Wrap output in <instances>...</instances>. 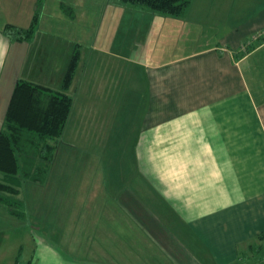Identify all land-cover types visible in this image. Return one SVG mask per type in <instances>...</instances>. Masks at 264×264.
<instances>
[{
  "label": "crops",
  "instance_id": "obj_1",
  "mask_svg": "<svg viewBox=\"0 0 264 264\" xmlns=\"http://www.w3.org/2000/svg\"><path fill=\"white\" fill-rule=\"evenodd\" d=\"M39 3L0 0V131L16 82L60 89L79 50L62 143L67 134L70 145L100 146L101 165L95 185L87 167L76 189L37 184L39 209H59L73 193L76 208L93 210L58 239L10 219L0 227V264H261L264 0H192L184 18L100 0L64 1L70 15L59 0ZM40 7L60 23L42 25ZM36 12L31 38L4 33L7 24L28 28ZM120 32L122 42L107 43ZM115 142L128 146L117 158L103 149ZM67 239L85 249L77 255ZM141 240L153 250H137ZM130 253L138 262H126Z\"/></svg>",
  "mask_w": 264,
  "mask_h": 264
},
{
  "label": "trees",
  "instance_id": "obj_2",
  "mask_svg": "<svg viewBox=\"0 0 264 264\" xmlns=\"http://www.w3.org/2000/svg\"><path fill=\"white\" fill-rule=\"evenodd\" d=\"M116 1L176 18H184L192 4V0ZM65 9L72 13L69 8ZM37 21L38 12L28 28L7 24L4 33L13 40H27L33 36ZM254 46L255 43L248 44L243 53L251 51ZM79 58L80 52L76 50L58 90L26 80H18L15 84L0 131V205L14 215H24L21 201L17 199L22 182L44 184L47 180L58 149L56 141L64 133L72 108V97L67 90ZM260 261L264 264V259Z\"/></svg>",
  "mask_w": 264,
  "mask_h": 264
},
{
  "label": "rangeland",
  "instance_id": "obj_3",
  "mask_svg": "<svg viewBox=\"0 0 264 264\" xmlns=\"http://www.w3.org/2000/svg\"><path fill=\"white\" fill-rule=\"evenodd\" d=\"M41 1L45 2V4H46V2H48V0H46V1L40 0L39 5L42 3ZM50 1L52 3H55V5H57V0H49V3H50ZM59 1L62 2L61 3L62 7L60 8V10L64 11V13L66 15H70L69 14L70 11L65 9L68 7H65L66 4L63 3L66 0H59ZM106 1H107V3L110 2L109 3L110 6L113 3L118 4V5H124L120 2H117L116 0H100V4L101 3L106 4ZM49 5H51V4H49ZM50 8H51V6H50ZM38 11H39V14L45 15L42 17V23H41L42 25H45L47 23H48V25H50L53 23V21L55 23H58V24L60 23L59 19H56L54 17L50 18V12H52V9H48V8L42 9V7H40V9H38ZM111 12H112V10L110 9V13ZM75 25L81 26V24L79 22H77ZM114 32L115 31L113 30L112 33H114ZM124 35L125 34H123L122 32H120V34H118L116 36L111 34V35H109V37L107 39V43H110L112 41L122 42ZM114 36H115V38H114ZM99 42H100V44H99L100 46H102L104 44L103 40H100ZM128 108L129 107H125L124 110H120L119 115H121L122 112L124 114H126L128 111ZM127 116L130 117L131 115L126 114V116L124 118L125 122H127ZM108 125H110V124H108ZM118 131L120 134L122 132L121 128ZM91 132L93 135H99L101 133V129L100 128H93V130H91ZM110 132H111V127H110V129H108V133H110ZM120 137L121 136H119L118 140L121 139ZM63 140L65 141V144L62 143V136L59 139H57V141H56V143L58 144L57 161L55 163L54 171L52 172L53 173L52 178L51 179L47 178V180L44 183H47L50 180V182L48 184L49 186H59L60 185L62 187L72 183L73 188L76 189V187L80 184V182L84 176L82 174H84L85 169L87 167V169H90L89 171L92 174V178L90 177V179L92 180V184L95 185V182H94L95 177H96L95 174H97V175L99 174L98 172H99L100 165H101L102 153L100 152V146H98V145L89 146V145H86L83 141L78 142L77 145H75V146L70 145V139H68L67 134L65 135ZM97 140H99V139H97ZM115 140L116 139L111 138L109 142H114ZM105 148H107L110 155H112L114 158H117V156L120 154L121 150L124 149L126 151L128 146H125V145L123 146V144L115 142L114 144H110L108 146H103V149H105ZM90 156L93 157V160L89 161L88 158ZM74 157L75 158L77 157L76 158L77 161H75V162L73 161ZM71 168L74 170H77V173L75 174V172H72V175H69ZM77 175H78V177H77ZM0 176H2L1 173H0ZM72 176H74L75 178L74 177L72 178ZM97 177L98 178L96 180L99 181L100 178H99V176H97ZM88 179H89V177H88ZM37 184L38 183H35L32 181H27V180L22 182V185L20 187V195L17 196V198L21 201L22 212L24 213L23 216L14 215V214L10 213L6 207L0 205V227L8 226L7 223H10L11 220L16 222V223H19L20 220L22 222H24L26 219L30 222V224L32 226L41 227L42 229H44V231L46 233H48V234L50 233L49 235L56 237V239H58V237H57L58 233H62V236H63L64 230L68 231L70 227L76 229V232H77L78 231L77 226L81 222L84 221L80 217L81 216L84 217V215H87L88 212L92 211L93 209H81L82 206H78V208H76L75 204L81 203V200L77 199V196L79 194L76 195L73 193L69 194L71 199L68 196V199L67 198L65 199L64 204H61L62 207H60L59 209H52V208L51 209H42V208L39 209V207L42 204L39 206L36 203V201H33V198L35 196H37V194L33 192V191H36L35 187L37 186ZM74 184H75V186H74ZM74 195H76V196H75V199L73 200L72 197ZM81 198H82V200H84L83 197H81ZM160 218H161L162 222L164 223V225H161V227L168 229L170 227L169 223L167 222L168 220L163 219L162 217H160ZM98 224L94 225V227H97ZM158 224H159V222H158ZM100 226H101V224H100ZM93 231L95 232V229H93ZM75 235L78 236L79 234H75ZM156 237L158 239V244H161L164 246L165 242L163 240H159L161 238H159L158 234L156 235ZM92 242H93V244H92L93 248L90 249L91 252H93L95 250L94 248L97 247L96 244L98 245V242H95L93 238L91 239V241L89 240L87 242V244L85 241L87 248L89 247V245H91ZM62 243L63 244H70L72 250L77 255L85 249V248H79L80 243L76 244L77 242H74V241L72 242V240L67 239L66 241H63ZM132 243H133V241H132ZM152 245H153V243H151V242L146 243L145 241L141 240L140 243H138L137 250H140L141 253L146 254L147 251H151V249L153 248ZM149 247H150V249H149ZM126 249H128V248H126ZM98 251H99V249H98ZM157 252H159V251L157 250ZM126 254H127V252H126ZM130 254L133 255L134 253H130ZM134 256L135 255H133V257ZM133 257L132 256L125 257L126 262L128 260H131V259L134 260L135 262H138L137 258H135V257L133 258ZM141 259H143V258H141ZM147 259H148L147 256H145V260H147ZM17 263H19V262H17Z\"/></svg>",
  "mask_w": 264,
  "mask_h": 264
},
{
  "label": "built area",
  "instance_id": "obj_4",
  "mask_svg": "<svg viewBox=\"0 0 264 264\" xmlns=\"http://www.w3.org/2000/svg\"><path fill=\"white\" fill-rule=\"evenodd\" d=\"M261 35L263 36L264 35V32Z\"/></svg>",
  "mask_w": 264,
  "mask_h": 264
}]
</instances>
